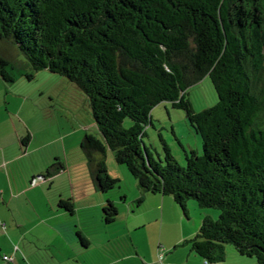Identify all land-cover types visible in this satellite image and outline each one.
Instances as JSON below:
<instances>
[{"label": "trees", "instance_id": "trees-1", "mask_svg": "<svg viewBox=\"0 0 264 264\" xmlns=\"http://www.w3.org/2000/svg\"><path fill=\"white\" fill-rule=\"evenodd\" d=\"M0 40L86 96L98 136L85 134L80 147L96 190L119 181L107 148L142 191L171 196L185 217L189 201L217 211H203L183 241L204 262H222L230 245L264 264V0H0ZM13 69L0 54L3 82ZM204 76L216 100L195 110L187 89ZM165 102L200 138L184 166L160 135L162 160L142 141L152 108ZM62 169L55 162L46 175ZM58 205L74 212L71 198ZM101 211L109 224L118 208L108 199Z\"/></svg>", "mask_w": 264, "mask_h": 264}, {"label": "rangeland", "instance_id": "rangeland-1", "mask_svg": "<svg viewBox=\"0 0 264 264\" xmlns=\"http://www.w3.org/2000/svg\"><path fill=\"white\" fill-rule=\"evenodd\" d=\"M0 54L14 66L13 82L6 83L0 79V128L11 130L13 135L15 126L20 131L27 129L30 133L34 132L35 140L32 141L31 148L37 144H44L43 150L35 154L36 157L38 155L39 159H46L49 163L48 170H51V165L55 162L62 163L63 170L58 171L46 182L48 194L68 192L76 197L79 187L84 186L83 178L90 183L95 201L105 202L106 194L115 195L116 193L119 202L116 205L117 220L109 224L102 221L104 229L107 228L113 233H117L123 225L122 210L126 204L120 203L123 201L121 197L126 195L128 198H135L141 195L142 203L138 207L135 203L133 205L136 215L142 213L140 218L142 222H145L136 232L137 237L142 240L160 238L164 242H170L182 236L184 227L188 228L192 237L199 228L203 211L217 214L215 209L199 208L194 201H189L186 206L187 217H185L171 196L142 191L138 187L137 180L130 175L124 165L117 164L113 153L107 148L105 149L106 168L109 175H113L112 177L119 181L116 187L107 192L95 191L92 188L94 184L88 179L86 159L80 147L85 134L98 136L86 96L69 80L57 73L45 68L35 71L30 69L23 55L14 51L2 40H0ZM26 75H32V77L28 78ZM187 93L195 110L209 107L216 100L207 76L190 86ZM151 118L152 125L145 127L146 134L142 141L155 160L163 159L159 135L181 166L185 164V153L189 154L191 150L201 152L200 138L189 125L182 109L173 108L168 102L159 103L152 108ZM129 125L130 121L125 119L124 126ZM77 178H79L78 183ZM77 184L78 187H76ZM82 198L80 196L76 201L71 199L75 206H80ZM160 199H165V214L162 220H154L156 212L161 208ZM97 212L102 216L101 208L100 213L99 210ZM97 236L95 233L94 237ZM182 247L189 249L188 245ZM162 249L165 250L163 245ZM226 250L225 259L219 264H255L253 257L237 254L230 245L226 246Z\"/></svg>", "mask_w": 264, "mask_h": 264}, {"label": "crops", "instance_id": "crops-1", "mask_svg": "<svg viewBox=\"0 0 264 264\" xmlns=\"http://www.w3.org/2000/svg\"><path fill=\"white\" fill-rule=\"evenodd\" d=\"M24 130L15 126L13 135L11 130L0 128V264H209L182 247L186 245L183 241L191 237L187 227L181 237L170 242L137 237L136 232L145 222L140 218L142 213L136 215L133 203L136 197L143 199L141 195L121 198L120 203L126 204L123 225L113 233L104 229L102 216L97 214L104 202L95 201L86 178L76 197L68 192L48 194L46 182L58 172L46 175L49 163L35 155L44 144L31 148L35 133ZM80 196L82 205H74L73 213L58 205L60 199L76 201ZM117 197L116 193L105 195L116 205ZM164 202L160 199L161 208L154 220L163 219ZM77 232L86 239L85 244ZM3 255L12 261L4 260Z\"/></svg>", "mask_w": 264, "mask_h": 264}, {"label": "built area", "instance_id": "built-area-1", "mask_svg": "<svg viewBox=\"0 0 264 264\" xmlns=\"http://www.w3.org/2000/svg\"><path fill=\"white\" fill-rule=\"evenodd\" d=\"M160 257H161V255H160ZM2 258H3L4 260H6V261H9V262L12 261L11 257H9L8 255H3Z\"/></svg>", "mask_w": 264, "mask_h": 264}]
</instances>
